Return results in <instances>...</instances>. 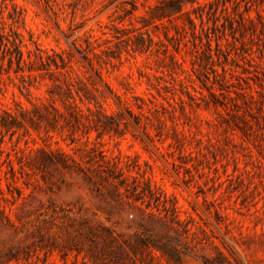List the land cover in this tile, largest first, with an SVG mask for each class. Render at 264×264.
Returning <instances> with one entry per match:
<instances>
[{
    "label": "rangeland",
    "instance_id": "rangeland-1",
    "mask_svg": "<svg viewBox=\"0 0 264 264\" xmlns=\"http://www.w3.org/2000/svg\"><path fill=\"white\" fill-rule=\"evenodd\" d=\"M166 1L0 0V264H264V0Z\"/></svg>",
    "mask_w": 264,
    "mask_h": 264
},
{
    "label": "trees",
    "instance_id": "trees-1",
    "mask_svg": "<svg viewBox=\"0 0 264 264\" xmlns=\"http://www.w3.org/2000/svg\"><path fill=\"white\" fill-rule=\"evenodd\" d=\"M188 4H195V0H170V1H166L164 4L157 6L156 11L159 14L157 17L158 19L161 21L163 18H168V17H172L175 15V19L179 20L182 17H185L187 20V23L189 25V28L192 31V35L196 36V29H197V24L195 22V19L200 20V22L203 24V16L202 15H196L195 14V9L192 10V12L187 11V5ZM223 6L225 7V4H223ZM224 11V9H223ZM192 13L195 14V17H192ZM166 38H169V36L166 34L165 35ZM12 37V38H10ZM206 43H205V49H207V53L204 54L205 57L213 62V50H212V42H211V36L210 35H206ZM0 45L3 46V52H7L10 54L9 57V62L13 63L14 61H16L17 63V67L19 70L24 71L23 67L26 66L29 68V71L31 72L32 70H34V65L36 64L37 61H39L41 66H44L46 63L49 64V62L47 60H49L51 58V56L49 55H42V53L40 54H35V59L31 60L30 56H31V52H28V59L26 60L24 58V52L21 50V45H23V41L21 40V37L18 33L11 31V34H2L1 38H0ZM139 39H143V37H140ZM152 42V40H151ZM202 42V41H200ZM193 45L195 46V53H199L202 52L201 49L198 48V45L196 43V41L193 42ZM75 48L77 49V51H79L80 53H84V49L81 46H78L75 44ZM220 50V44L217 43V49L216 51ZM204 51V50H203ZM173 62L175 65L181 67V64L177 61L174 60V57L172 58ZM60 61H61V65H59L57 63V61L53 60V64L55 65L56 69H64L67 67V62L65 61V59L63 58V56L60 57ZM91 67L94 69L95 72L98 73V75L101 77V73L100 71L95 68V66L93 64H91ZM195 70L193 69V72ZM181 84H183V81H181ZM205 88L209 91V93L211 95H215L213 92L210 91L209 86H207L206 84L204 85ZM192 89L194 92H198V88H196L195 86H192ZM189 93V91H187ZM187 93V94H188ZM201 93V92H200ZM189 95L191 96L192 99H195V95H191L189 93ZM127 109H129V107H125ZM5 114H7V116L11 117L12 121H6V119H2V126L5 128H9L11 126V128H13V126L18 125V123H20L18 121V118L14 117L13 115H10L9 112H5ZM22 115H26L27 114V110L22 109L21 111Z\"/></svg>",
    "mask_w": 264,
    "mask_h": 264
}]
</instances>
